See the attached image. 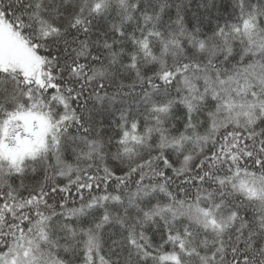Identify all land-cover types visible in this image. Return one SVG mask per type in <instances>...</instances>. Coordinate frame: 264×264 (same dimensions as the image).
Here are the masks:
<instances>
[{"label": "snow or ice", "instance_id": "snow-or-ice-1", "mask_svg": "<svg viewBox=\"0 0 264 264\" xmlns=\"http://www.w3.org/2000/svg\"><path fill=\"white\" fill-rule=\"evenodd\" d=\"M0 264H264V0H0Z\"/></svg>", "mask_w": 264, "mask_h": 264}]
</instances>
